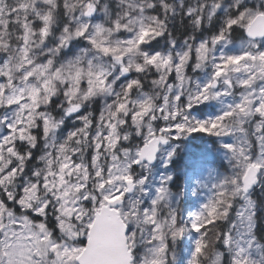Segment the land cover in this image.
<instances>
[{
    "label": "snow or ice",
    "instance_id": "obj_1",
    "mask_svg": "<svg viewBox=\"0 0 264 264\" xmlns=\"http://www.w3.org/2000/svg\"><path fill=\"white\" fill-rule=\"evenodd\" d=\"M0 264H264V0H0Z\"/></svg>",
    "mask_w": 264,
    "mask_h": 264
}]
</instances>
